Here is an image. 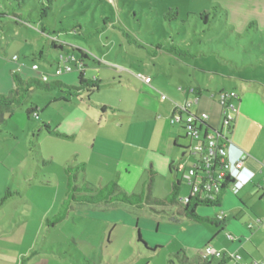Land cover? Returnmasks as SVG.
Segmentation results:
<instances>
[{
	"label": "rangeland",
	"instance_id": "obj_1",
	"mask_svg": "<svg viewBox=\"0 0 264 264\" xmlns=\"http://www.w3.org/2000/svg\"><path fill=\"white\" fill-rule=\"evenodd\" d=\"M214 5L219 9L208 25L189 14L210 11ZM171 7H178L180 15L169 22L163 16ZM0 12H4L0 16V94L12 93L14 72L24 79L47 74L50 81L79 86L80 70L75 67L55 73L62 64L60 54L73 47L90 52L84 79L117 76L111 86L102 83L103 88L72 95L65 88H35L13 113L6 114L0 133V264L14 263V257L24 251L33 253L27 264H185V257L199 258L216 227L184 215L183 206L91 205L67 199L75 195L73 188L85 182L97 188L116 183L119 191L124 187L128 192H123L139 194L150 177L140 152L127 150L122 162L106 153L103 163L94 159L99 152L94 137L107 132L105 120H115L105 117L102 104L115 101L114 94L123 92L117 83H126L125 75L153 76L168 98L169 92H189L194 77L202 79V98L218 109H222L220 90L235 88L244 106L248 105L243 113L251 122L261 123L264 134V0H52V4L0 0ZM15 13L23 16V23L14 21ZM78 21L82 29L76 26ZM252 21L256 24L249 28ZM53 39L64 44V51L52 47ZM182 40L189 42L186 55L156 50L173 41H179L181 48ZM34 63L39 70L33 69ZM181 67L190 69V77ZM242 82L248 85L245 94L237 85ZM191 97L198 105L196 97ZM33 104L39 117L28 116ZM153 105L142 104L148 111L154 110ZM161 129L158 124L155 132ZM189 143L185 141L186 147ZM180 157L185 171L178 172L183 186L177 200L190 193L184 175L196 161L189 152ZM83 164L85 171L69 170ZM122 164L119 176L116 166ZM152 178L155 193L151 195L166 199L171 190L164 192V176ZM7 193L11 195L5 197ZM223 198L225 206L239 205L240 195L232 188ZM64 203L69 204L66 217L54 224L53 218L65 211ZM249 206L255 209V220L258 216L264 222L261 197L254 196ZM219 210L200 205L197 213L215 218ZM248 215L246 210L238 213L239 222H233L231 214L227 217L237 225ZM139 234L144 243L138 241ZM222 236L231 243L226 239L228 231Z\"/></svg>",
	"mask_w": 264,
	"mask_h": 264
},
{
	"label": "crops",
	"instance_id": "obj_2",
	"mask_svg": "<svg viewBox=\"0 0 264 264\" xmlns=\"http://www.w3.org/2000/svg\"><path fill=\"white\" fill-rule=\"evenodd\" d=\"M181 70L183 74H188L190 77V69L181 67ZM145 76L152 78L150 83H146L139 76H123L124 79L127 80L126 83L121 81L117 83L123 92L118 95L114 94L115 101L102 104V113L105 114V117H115V120L112 122L105 120V123L109 124V126L107 125V132L100 137H94V147L98 146L96 149L100 152H97L94 159H97L98 164L103 163L102 158H104V153H106L112 156V159L115 161L122 162L127 150H132L134 153L140 152L144 156L142 166L144 167L145 173L150 176H164L162 188L164 192L168 194L169 189L172 191L173 182L176 176H178V166L181 164L184 165L180 156H185L188 152L190 153L189 146L192 143L191 139L186 135L183 123H172L171 118L175 112V104L182 103L185 100H192L191 96L193 94L190 90L186 92V94L174 91L169 92L171 98L167 97V99H162L161 96L163 93L161 92V84L154 83L153 76ZM116 77L117 76L99 78L96 76V78L102 79L103 84L109 83V86L115 82V79H117ZM194 80L195 83L189 84L190 86L188 87H196L201 91V96L197 101L198 105L195 106V103L191 110L196 113L208 114V119L203 125V128L204 132L210 133L221 126L222 109H218L207 97L202 98L205 89L203 88V83H205V81L196 77H194ZM102 83H100L101 85L99 88H103ZM237 85L242 94L249 91L246 82L238 83ZM182 89L183 87L181 90ZM223 90L234 91L237 94L236 103L238 104V112L236 113L235 121L229 133V139L235 145L231 151L235 154L238 152V149H241L246 153V165L250 170L255 171V176L237 192V194L240 195L239 205L225 206V204H223L224 193L232 188L230 184L227 185V188L222 194L220 206L218 207L221 212L216 213L215 218H213L215 219V223H211L216 227V232L211 237L208 244H211L225 253L238 252L241 254L244 261H249L254 264H264V222L260 220L258 216H256L257 220H255V209L249 206L254 196L261 197L264 204L263 126L261 123L251 122L249 116L243 113V110L247 108L248 105L244 106L243 99L241 95L237 93V89L222 88L220 93ZM147 101H149V103H154V110L148 111L142 106V104L146 105ZM201 102L204 104L201 105ZM109 110L112 112L110 113ZM158 124L162 126L159 133L155 132ZM187 140H189L190 143L186 147L185 141ZM179 146L185 147L186 150L184 151ZM129 165L130 164L127 162L126 171H129ZM122 166L123 164L116 166L119 176L121 175L120 169ZM145 182L142 184V192L144 191ZM122 190L128 192L124 187ZM151 193H155V187H153V189L151 188L150 195ZM222 206L225 207V210L222 209ZM242 210H246L250 214L242 224L235 225L232 221L228 220L227 215L231 214L233 222H239L237 215L238 213H242ZM220 213L224 214L223 219L217 218ZM182 215L183 214L180 216ZM202 216L211 218L204 214ZM201 222L210 223L205 221ZM245 226H248V231ZM226 231H228V235L234 237L233 239L229 237L226 238L231 243L227 242L224 239L225 237L222 236ZM27 255H29V253L26 251L16 255L13 260L14 263L21 264L23 257ZM0 261H3L2 256H0ZM185 261V264H208L202 262L200 257L192 260L185 257ZM11 263L14 264L13 262Z\"/></svg>",
	"mask_w": 264,
	"mask_h": 264
},
{
	"label": "built area",
	"instance_id": "obj_3",
	"mask_svg": "<svg viewBox=\"0 0 264 264\" xmlns=\"http://www.w3.org/2000/svg\"><path fill=\"white\" fill-rule=\"evenodd\" d=\"M17 60L18 56H14ZM61 63L56 67L55 73L60 75L64 72L74 70L72 61L75 57L71 55H61ZM34 70H39V64L33 65ZM146 83H150L149 76L138 75ZM42 80L49 81L47 74L42 75ZM192 93V89H190ZM162 99L167 96L162 94ZM237 94L233 91L220 93L222 105L221 126L213 132H204V124L208 119L207 113H196L191 109L194 105L192 100L175 104V112L171 118L172 123H183L186 135L191 139L189 146L191 155L196 158L195 163L185 172L186 183L190 187L188 196L181 198L183 204L190 201L191 196L200 195L202 198L215 200L220 194L224 185L230 184L233 191L237 193L242 187L248 184L255 176V171L250 170L246 165V153L238 149L237 153H232L235 146L229 139L232 124L238 112L236 103ZM197 102V99H196ZM179 171H185V165L178 166ZM219 219L224 218V214L218 215ZM230 239L234 237L228 235ZM200 260L208 264H254L244 261L238 252L225 253L224 251L208 244ZM260 264V263H255Z\"/></svg>",
	"mask_w": 264,
	"mask_h": 264
},
{
	"label": "trees",
	"instance_id": "obj_4",
	"mask_svg": "<svg viewBox=\"0 0 264 264\" xmlns=\"http://www.w3.org/2000/svg\"><path fill=\"white\" fill-rule=\"evenodd\" d=\"M16 1H18V4H19L20 1H23V0H16ZM48 2L50 4H52V0H48ZM218 9H219V7L217 5H214L210 11L205 10V11H203L201 13H197V14L195 12H189V14L195 15L197 17V19L199 18L203 21L204 25H208L211 23V20L216 16ZM2 15H4V12H0V16H2ZM179 15H180L179 8L178 7H171L167 10L165 15L163 16V19L170 22L171 20L177 19L179 17ZM43 16H45V14ZM13 17H14V21L16 23H20V22L23 23L24 19H23V16L21 14L15 13L13 15ZM183 21L185 22V20H183ZM255 24H256V22L252 21V22H250L248 27L251 28V27L255 26ZM76 26L79 27V29H82V27H83L82 23L79 21L77 22ZM42 30L46 31V28L43 27ZM77 31H78L77 29H74L75 33ZM173 42L174 43H172V45H170L169 47L160 46V47H157L156 50L159 52L167 51L169 53L176 54V55H181V54L186 55L189 53V51H188L189 50L188 49V46H189L188 40L187 41H185V40L181 41V43H182L181 48H180L179 44L177 43L179 41H173ZM51 44H52V47H54L55 49H58L59 51L60 50L64 51V49H65L64 44L57 39H53ZM182 45L184 47H182ZM185 45H187V46H185ZM65 54L75 57L74 61H72V64L76 69L80 70V78L79 79L81 81V84L79 86H69V85L65 84L64 82L58 81V80H56V81H50V80L44 81V80H42V78L40 79V78H35V77H29V78L24 79L17 72H14L13 76L16 79L15 80L16 86L12 90V93L9 95L0 94V133L2 132L1 124L6 120V114L7 113H13L15 107L23 104V102L26 100V98H28L30 93L35 88H41L44 90H52V89H56V88H65L68 90V92L71 95L72 94H78L82 91H87L88 89H98L99 88L100 83H102V79H99V78L84 79L83 78V74H84L85 69L87 67L86 60H88L90 58V52L84 48H81V47H73L71 52H68V53L62 52L60 55H65ZM60 62H61V59H60ZM190 89H192V94L196 97V99L198 101V99L201 96V91L198 90L196 87H190ZM222 92H225V90L221 91V93ZM212 98H217V95L212 94ZM218 101L221 105L220 97H219ZM27 113H28V116H31V114H33L34 116L39 117L40 112H39L37 105L33 104L27 109ZM52 132L56 133L53 130H52ZM179 147L182 148L184 151L186 150L185 147H181V146H179ZM78 169L85 171V165L84 164L80 165L77 168H69V170L72 172H75V170H78ZM152 180H153V178H152V176H150L149 179L145 182L147 193L145 191H143L139 194H132V195H130L126 192L117 190L116 183H112L111 186L109 185L107 187L97 188L96 186H93V185L89 184L88 182H85L84 184H82V186H76L75 188H73V192L75 193V195L72 196V199H71V197H69L67 199V202L72 200L77 204H91V205L102 204V203L103 204H111V203L121 202V203H126L129 205H136V206H143V205L168 206V205L176 204L179 206H183V214L192 218V219H195L197 221H205V222L215 223V219L209 218V217H203V216L199 215L197 213V208L200 205L219 207L220 202H221V198H222V194H223L224 190L227 188V184L223 186L220 194L217 196V198L215 200H209V199L202 198L200 195L199 196L195 195V196L190 197V201L187 204H183L181 202V200H177V196H178V194H179V192L183 186L182 181L178 176H176V178L173 182L172 191L166 199H158V198H154L150 195V191L152 188V185H151ZM9 195H11V194L7 193V196H5V197H8ZM68 208H69V204H67V205L65 204L64 205L65 211L61 212V214H59L53 218L52 221L54 224L56 222L63 220L66 217V214L68 212ZM138 241L141 243H144L142 241L140 234L138 235ZM32 256H33V253H31L30 255L24 256L21 264H27V261Z\"/></svg>",
	"mask_w": 264,
	"mask_h": 264
}]
</instances>
